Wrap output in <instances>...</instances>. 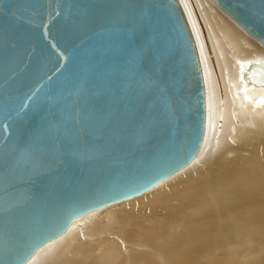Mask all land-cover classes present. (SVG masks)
Listing matches in <instances>:
<instances>
[{"label": "water", "instance_id": "95a60500", "mask_svg": "<svg viewBox=\"0 0 264 264\" xmlns=\"http://www.w3.org/2000/svg\"><path fill=\"white\" fill-rule=\"evenodd\" d=\"M211 1L264 48V0ZM205 128L179 0H0V264L173 176Z\"/></svg>", "mask_w": 264, "mask_h": 264}, {"label": "bare ground", "instance_id": "6f19581e", "mask_svg": "<svg viewBox=\"0 0 264 264\" xmlns=\"http://www.w3.org/2000/svg\"><path fill=\"white\" fill-rule=\"evenodd\" d=\"M200 57L206 128L192 162L76 218L26 264H264V48L211 0H179Z\"/></svg>", "mask_w": 264, "mask_h": 264}, {"label": "rangeland", "instance_id": "374dc122", "mask_svg": "<svg viewBox=\"0 0 264 264\" xmlns=\"http://www.w3.org/2000/svg\"><path fill=\"white\" fill-rule=\"evenodd\" d=\"M206 103H207V101H206ZM206 125H207V122H206ZM205 134H206V132H205ZM205 138V137H204Z\"/></svg>", "mask_w": 264, "mask_h": 264}]
</instances>
